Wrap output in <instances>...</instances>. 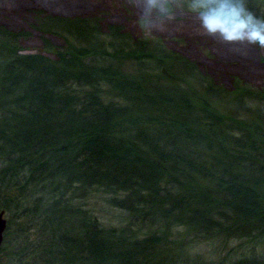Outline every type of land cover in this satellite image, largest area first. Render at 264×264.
<instances>
[{
    "label": "trees",
    "instance_id": "trees-1",
    "mask_svg": "<svg viewBox=\"0 0 264 264\" xmlns=\"http://www.w3.org/2000/svg\"><path fill=\"white\" fill-rule=\"evenodd\" d=\"M134 23L127 0H0V210L34 198L44 264H264L259 53L206 57ZM211 241L239 243L190 256Z\"/></svg>",
    "mask_w": 264,
    "mask_h": 264
},
{
    "label": "rangeland",
    "instance_id": "rangeland-1",
    "mask_svg": "<svg viewBox=\"0 0 264 264\" xmlns=\"http://www.w3.org/2000/svg\"><path fill=\"white\" fill-rule=\"evenodd\" d=\"M112 5V4H111ZM110 5V6H111ZM257 14H261V8L253 5ZM136 31L142 33L137 23H134ZM151 41H161L164 42L167 47L172 45H177L185 50H193L194 53L204 56H225V55H235L238 56L240 53L232 51V46L221 45L217 40L209 38L207 36L201 35L199 32L198 21L195 18L185 17L182 20H177L168 26L167 31L162 33H154L149 36ZM255 47L249 46L245 54L242 56L249 57L251 52ZM249 54V55H248ZM260 55V54H259ZM252 63L257 61L255 55L250 56ZM251 63V64H252ZM254 66V64H252ZM247 84L257 90L258 88H264V77L257 74H250L247 77ZM17 193V192H12ZM4 194H6V191ZM2 196L0 197V206ZM34 198L22 197L19 193L16 197H11V203L6 204L7 207L5 219L7 220V230L4 235L2 251L0 253V264H44L41 261L43 256L40 257L37 253H33V246L39 242L38 238V217H31L33 213V201ZM17 201L21 202L17 204ZM90 207L93 208L99 219L105 223L111 225L117 224L120 220L113 218L116 217V212L109 210L103 202L97 201L94 203L92 200ZM42 239V238H41ZM50 242L47 237H45L44 242ZM41 242V241H40ZM39 242V244H40ZM238 241H235L225 247L220 246L218 242H210L206 245H194L190 249V256H205L207 259L221 258L227 255V252L237 247ZM247 247L243 248V252ZM242 252H236L232 254V257H239Z\"/></svg>",
    "mask_w": 264,
    "mask_h": 264
},
{
    "label": "clouds",
    "instance_id": "clouds-1",
    "mask_svg": "<svg viewBox=\"0 0 264 264\" xmlns=\"http://www.w3.org/2000/svg\"><path fill=\"white\" fill-rule=\"evenodd\" d=\"M137 12L145 36L167 31L186 16H194L201 35L245 54L254 46L264 63V0H127ZM261 8L257 14L253 5Z\"/></svg>",
    "mask_w": 264,
    "mask_h": 264
},
{
    "label": "water",
    "instance_id": "water-1",
    "mask_svg": "<svg viewBox=\"0 0 264 264\" xmlns=\"http://www.w3.org/2000/svg\"><path fill=\"white\" fill-rule=\"evenodd\" d=\"M5 229H6V221L4 219V211L0 210V248L2 246L3 234L5 232Z\"/></svg>",
    "mask_w": 264,
    "mask_h": 264
},
{
    "label": "flooded vegetation",
    "instance_id": "flooded-vegetation-1",
    "mask_svg": "<svg viewBox=\"0 0 264 264\" xmlns=\"http://www.w3.org/2000/svg\"><path fill=\"white\" fill-rule=\"evenodd\" d=\"M5 197H6V196H5ZM1 210L4 211V219H5V214H6L7 207L4 208V209H1ZM5 221H6V229H5V232H6V230H7V220L5 219ZM5 232H4V234H3V239H4ZM3 242H4V241H3ZM3 242H2V245H3ZM1 247H2V246H1Z\"/></svg>",
    "mask_w": 264,
    "mask_h": 264
}]
</instances>
